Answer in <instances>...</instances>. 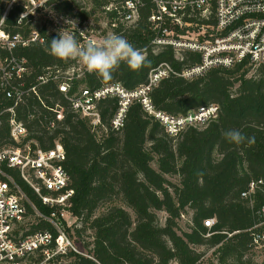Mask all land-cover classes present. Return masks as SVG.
Segmentation results:
<instances>
[{"label": "trees", "instance_id": "16d2710c", "mask_svg": "<svg viewBox=\"0 0 264 264\" xmlns=\"http://www.w3.org/2000/svg\"><path fill=\"white\" fill-rule=\"evenodd\" d=\"M11 1L0 0V30L24 37L37 32L30 15L21 18L26 12L24 4L13 3L4 17ZM110 1L88 0L101 11ZM46 4H53L57 14H67L80 2L48 0ZM151 13L147 0L133 25L121 24L114 32L142 50L143 66L132 70L121 63L107 81L85 72L75 81L74 90L96 91L121 84L132 92L147 84L150 72L161 63L171 64L178 73L202 63V54L197 51L182 49L178 55L172 45L154 43L163 33L150 32ZM80 17L87 19L89 15L83 11ZM200 23H214V19ZM38 33L43 43L31 42L18 50L29 62L31 87H36L27 104L18 109V116L28 126L32 148L37 143L50 149L55 140L62 142L66 153L63 166L74 191L70 211L76 220L70 227L65 223V229L72 242L85 249L58 256L50 264H60L61 260L68 264H204L203 254L195 249L201 246L214 249L217 264H258L252 251L257 236L264 242V66L253 68L244 61L232 68H212L193 79L172 75L162 80L149 93L156 111L182 116L212 105L219 107L216 119L204 127H189L178 138L169 137L139 101L130 105L123 128L113 130L119 99L100 100L97 108L107 132L99 138L88 120L73 110L57 81L39 83V77L51 70L66 71L76 60L62 61L50 55L51 39L58 34H49L46 29ZM171 33L169 38L182 40L187 32ZM51 121L55 129L49 128ZM230 129L254 136L255 143L228 142L224 132ZM9 140V126L4 124L0 149ZM168 176H178L179 184L171 183ZM16 178L37 208L49 214L51 210ZM116 196L132 214L114 204ZM102 207L107 208L97 216ZM189 211L191 228L183 231L180 221ZM158 212L167 214L163 225ZM212 219L215 223L206 226ZM39 231L57 235L46 221L31 229V233ZM88 231L90 242L85 241Z\"/></svg>", "mask_w": 264, "mask_h": 264}, {"label": "built area", "instance_id": "2783aa9c", "mask_svg": "<svg viewBox=\"0 0 264 264\" xmlns=\"http://www.w3.org/2000/svg\"><path fill=\"white\" fill-rule=\"evenodd\" d=\"M146 2L111 0L104 6L102 13L111 32H116L121 24L133 25ZM150 2V32L163 33V37L154 43L172 45L178 55L182 49L197 51L202 54L201 64L178 73L171 64L161 63L150 72L147 84L132 92L121 84L106 85L96 91L86 88L74 90L75 81L84 75L74 66L66 71L51 70L38 79L41 84L49 79L57 81L60 92L66 96L73 110L88 120L95 133L107 132L103 129L98 102L116 97L119 109L112 120L113 130L123 128L130 105L139 101L164 126L169 137L178 138L187 128L204 127L216 119L219 107L212 105L182 116L156 111L149 93L162 80L172 75L193 79L212 68H232L244 61L253 68L264 66V0ZM7 13L8 10L4 17ZM211 19L214 23H200ZM3 21L4 18L1 23ZM171 32H198V37L206 40H191L187 33L181 37L182 40H174L169 38ZM31 42L43 43L44 38L38 32L24 37L0 30V128L7 124L10 134V142L0 149V264H50L56 257L70 251L80 253L65 229V223L70 227L76 220L70 211L74 191L70 188V175L63 166L66 157L64 146L60 140H55L50 149H43L35 142L36 147L32 148L31 140L27 139L28 126L18 116V109L27 104L31 92H36V87H31L29 62L18 53L19 49L29 47ZM55 127V122L51 121L49 128ZM17 176L51 210L49 214L37 208L18 183ZM41 221L51 223L57 235L50 231L31 233L32 227ZM214 223V219L205 222L208 227ZM171 264L178 263L173 261Z\"/></svg>", "mask_w": 264, "mask_h": 264}, {"label": "rangeland", "instance_id": "374dc122", "mask_svg": "<svg viewBox=\"0 0 264 264\" xmlns=\"http://www.w3.org/2000/svg\"><path fill=\"white\" fill-rule=\"evenodd\" d=\"M48 0H12L9 3L7 10L13 3L24 4L26 8V15H30L32 17V27L38 32L41 29H46L49 34H58L60 30L64 31L66 34L74 35V38L81 46H85L89 41H93L96 44H101L106 36L111 32L110 27L108 25L107 20L104 18V15L101 10L94 7L88 0H77L80 2V5L74 9L72 13L65 14H57L53 9V4L47 5L46 2ZM87 12L89 17L87 19H82L80 17L81 12ZM75 21L76 23H69L67 21ZM78 34L80 39L75 36ZM189 39H194L197 41H205L206 39L202 37H198V32H188L187 35ZM185 37V36H184ZM76 61L72 64L76 69L80 70L83 74L87 71L86 66L82 63V61L77 58ZM253 73H251V76ZM105 134V132L97 133V137H101ZM154 167L157 168V165L154 163ZM169 181L173 184H179L178 176H168ZM115 200L114 204L118 206L124 207L127 211H132L124 205L118 196ZM107 207H102L98 210L96 215H100L106 210ZM191 217L192 212L189 211L180 221V225L183 231H188L191 228ZM159 223L163 225L166 221L167 214L165 212H158ZM74 222V220H73ZM72 222V225L74 224ZM91 232H87L85 234V241L90 242L91 238L89 235ZM263 239L258 236L255 239L256 247L252 251L254 259L258 264H264V242L261 243ZM75 245V244H74ZM75 247L79 250H85L83 245H75ZM195 249L203 254L202 260L204 264H217V259L214 257L213 252L214 249H210L208 246L195 247ZM60 264H68V261L61 260Z\"/></svg>", "mask_w": 264, "mask_h": 264}, {"label": "clouds", "instance_id": "9594fccd", "mask_svg": "<svg viewBox=\"0 0 264 264\" xmlns=\"http://www.w3.org/2000/svg\"><path fill=\"white\" fill-rule=\"evenodd\" d=\"M23 18V17H21ZM76 23L75 21H67ZM49 54L67 61L79 58L89 73H95L103 80H111L113 73L119 69L121 63L127 64L132 70L140 69L145 57L141 49L135 48L122 35L109 33L101 44L89 41L81 46L72 34L60 30L58 36L51 39ZM225 139L233 144L241 145L247 142L249 146L255 143V137H248L238 129L224 132Z\"/></svg>", "mask_w": 264, "mask_h": 264}]
</instances>
